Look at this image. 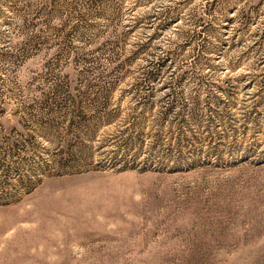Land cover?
<instances>
[{"label":"rangeland","instance_id":"rangeland-1","mask_svg":"<svg viewBox=\"0 0 264 264\" xmlns=\"http://www.w3.org/2000/svg\"><path fill=\"white\" fill-rule=\"evenodd\" d=\"M0 264H264V0H0Z\"/></svg>","mask_w":264,"mask_h":264}]
</instances>
